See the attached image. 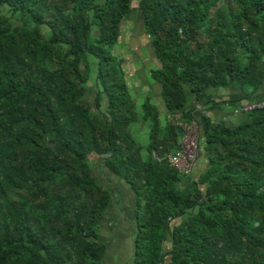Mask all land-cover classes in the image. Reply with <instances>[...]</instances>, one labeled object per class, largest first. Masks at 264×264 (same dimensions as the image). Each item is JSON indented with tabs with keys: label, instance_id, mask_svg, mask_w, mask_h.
I'll use <instances>...</instances> for the list:
<instances>
[{
	"label": "trees",
	"instance_id": "obj_1",
	"mask_svg": "<svg viewBox=\"0 0 264 264\" xmlns=\"http://www.w3.org/2000/svg\"><path fill=\"white\" fill-rule=\"evenodd\" d=\"M133 1L0 0V264H102L112 195L94 161L135 192L136 264H264V107L236 123L210 115L264 103L251 99L264 0H137L166 109L148 97L142 115L113 55ZM234 85L248 101L216 96ZM169 117L201 126L199 179V159L189 176L166 159L182 135Z\"/></svg>",
	"mask_w": 264,
	"mask_h": 264
},
{
	"label": "crops",
	"instance_id": "obj_2",
	"mask_svg": "<svg viewBox=\"0 0 264 264\" xmlns=\"http://www.w3.org/2000/svg\"><path fill=\"white\" fill-rule=\"evenodd\" d=\"M113 55L122 61L121 67L129 84L130 92L138 103L139 113H142L140 111L144 101L150 97L161 114H165L162 85L152 78V73L158 70L162 64L154 52L151 39L145 31L140 11L137 8L125 20L120 41L113 48ZM251 93V87L245 86L241 89L234 85L229 88H220L216 96L248 101L247 97ZM262 94H264V88L251 99L257 100ZM199 115L197 113L198 117ZM210 115L215 121L226 119L232 123L245 117V115H232L223 106L212 109ZM149 128V123L143 121L135 122L130 127L135 140L137 142V139L144 141V144L141 145L144 149L150 143ZM143 153L148 157L145 150ZM205 170L206 160L200 157L195 165L193 177L199 179ZM92 172L96 176L97 182L101 186L109 188L112 195L97 228V240L104 246L102 264H136L134 243L137 230V201L135 192L122 178L111 173L102 161H94ZM176 222L180 224V220Z\"/></svg>",
	"mask_w": 264,
	"mask_h": 264
},
{
	"label": "built area",
	"instance_id": "obj_3",
	"mask_svg": "<svg viewBox=\"0 0 264 264\" xmlns=\"http://www.w3.org/2000/svg\"><path fill=\"white\" fill-rule=\"evenodd\" d=\"M200 108L201 105L197 104ZM264 107V103L258 104L245 103L242 107L235 105L232 109L234 114L251 113L255 109ZM169 122L177 125L182 130L180 138V149L166 156V159L171 167L177 170L183 176H189L192 173L193 167L200 156V137L201 126L196 120L184 122L175 120L169 117Z\"/></svg>",
	"mask_w": 264,
	"mask_h": 264
},
{
	"label": "rangeland",
	"instance_id": "obj_4",
	"mask_svg": "<svg viewBox=\"0 0 264 264\" xmlns=\"http://www.w3.org/2000/svg\"><path fill=\"white\" fill-rule=\"evenodd\" d=\"M138 1L137 0H134L133 1V6H134V8L135 7H137L138 8ZM91 97H92V95H90ZM138 140V143L140 144V145H143L144 144V141L143 140H141V139H137ZM147 142V141H146ZM143 156H144V158H147V156L143 153Z\"/></svg>",
	"mask_w": 264,
	"mask_h": 264
}]
</instances>
